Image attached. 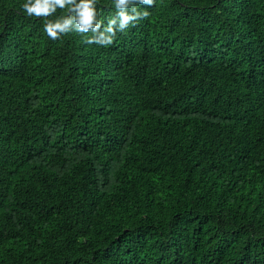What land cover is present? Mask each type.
Here are the masks:
<instances>
[{"label":"trees","instance_id":"16d2710c","mask_svg":"<svg viewBox=\"0 0 264 264\" xmlns=\"http://www.w3.org/2000/svg\"><path fill=\"white\" fill-rule=\"evenodd\" d=\"M21 3L0 0V264H264V0H155L108 47Z\"/></svg>","mask_w":264,"mask_h":264},{"label":"clouds","instance_id":"9594fccd","mask_svg":"<svg viewBox=\"0 0 264 264\" xmlns=\"http://www.w3.org/2000/svg\"><path fill=\"white\" fill-rule=\"evenodd\" d=\"M155 0H110L114 15L105 21L98 0H22L27 17L44 19L43 30L51 40L75 32L84 34L88 44L111 46L118 33H125L147 19ZM62 10L57 15V10Z\"/></svg>","mask_w":264,"mask_h":264}]
</instances>
